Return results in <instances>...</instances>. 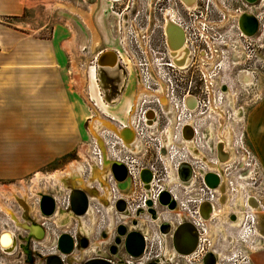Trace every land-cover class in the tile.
<instances>
[{
    "label": "crops",
    "instance_id": "obj_1",
    "mask_svg": "<svg viewBox=\"0 0 264 264\" xmlns=\"http://www.w3.org/2000/svg\"><path fill=\"white\" fill-rule=\"evenodd\" d=\"M55 1L58 0H0V181L23 180L34 174L50 180L56 173L63 174L64 165L70 166L75 162H70L69 159L76 151L79 157L77 162L82 167L83 180H89L91 174H83L84 159L88 154L89 145L103 127L100 121L107 122L106 117L117 123L129 121L136 101L143 91L135 69L129 65L128 79L131 78V89L122 119L118 118V114L107 111L106 107L117 98L119 103L126 93L127 84L125 90L121 89L120 93L112 96L111 91L96 77V96L93 98L89 90V78L91 69L93 73L99 74L95 64L96 56L100 54L101 57L106 53L107 60L112 55L119 63L123 53L116 18L110 9L111 3L108 0H95L90 7L95 4L98 9L86 12L91 16L99 38V45L94 52L93 34L85 20L76 13L54 8L52 5ZM47 5L53 8L55 14L58 10L67 14L59 13L60 18H54L48 36L44 34L47 28L44 23L38 25L37 34H32L27 28L30 26L35 29L36 26L31 23L29 14L40 8L48 10ZM72 54L78 57L76 62H73ZM88 55L93 56L94 61L85 71ZM119 76L118 73L111 77L118 80ZM112 107L109 108L113 109ZM245 133L247 144L256 156L259 174L264 180V90L261 98L246 114ZM79 148H82L81 151ZM45 183L51 184L54 191L51 194L57 197L79 189L70 186L60 190V187L54 186L53 181ZM97 184L101 193L103 187L99 182L93 186L96 187ZM33 197L36 199L37 196ZM35 202L36 200L31 205L28 204L30 221L36 220L43 228L48 224L61 226L64 233L73 229L74 233L77 232L78 222L72 217L60 226L56 223L57 215L42 219L34 207ZM17 208L14 212L18 221L3 216V226L9 227L8 221H12L17 230L10 228L11 233L27 235V231L21 229L20 225L31 223H27L23 217L22 206L19 204ZM235 209L236 206L232 213H226L231 228H237L231 224L237 219L235 217L231 220L232 214H238ZM65 210L60 207L57 213ZM216 218L219 217H214L213 220ZM84 221L90 224L88 216ZM262 222L264 226V218ZM94 227L92 226L90 240L95 236ZM219 228L226 237L222 225ZM142 233L145 234L143 231ZM100 236L101 233L97 234L93 241L98 240ZM232 239L229 237L227 240L229 245L233 244ZM258 239L261 241V249L253 250L251 264H264V240ZM54 240L51 234H48L43 244L50 247Z\"/></svg>",
    "mask_w": 264,
    "mask_h": 264
},
{
    "label": "built area",
    "instance_id": "obj_2",
    "mask_svg": "<svg viewBox=\"0 0 264 264\" xmlns=\"http://www.w3.org/2000/svg\"><path fill=\"white\" fill-rule=\"evenodd\" d=\"M257 17L262 21L264 13L260 12ZM210 28L211 26L207 23L205 31L207 60H212L216 55L215 42L217 41L212 39ZM236 32L242 35L238 26ZM155 55L156 53L151 47H141L135 53L134 58H131V64L136 71L143 91L135 105L134 112L132 111L131 113L129 121L117 123L113 119L106 117V121L116 125L119 131L131 130L134 140L127 143V134L120 137L105 126L101 127L97 135L103 142L107 159L111 162L123 164L128 170L131 187L134 186L132 195L121 194L122 190L118 188V182L109 171L108 185L113 194L109 204L114 206L112 211L114 225L117 227L120 225L128 226L125 219L122 218V214L115 209L119 200H124L126 210L134 214L139 210H148L147 204L152 202V208L157 212L158 216L161 217L158 211L161 208L177 217V221L165 220L163 221L164 223H170L173 227H177L183 222H187L192 224L198 232L199 242L195 251L187 257H179L183 258L187 264H196L201 263L206 255L211 253L217 257V264H222L223 255L210 241V236L207 235V220L204 219L200 211L203 204H209L212 210L218 211L217 208L221 206L222 196L218 190L219 188L211 189L206 185L204 177L208 173L216 174L220 178V184H222L224 179L218 170L212 168L213 165L220 162L224 178L226 179L225 187L228 178H231L233 173L228 172V169L224 168V166L231 164L237 152L240 156L238 165H241V168L238 167L241 173L238 171L235 175L240 180H244L240 177L250 174L251 176L246 180L251 178L255 180V176L259 174L256 156L244 139L246 137L245 109L242 105L236 103V95L231 92L234 101L233 103L230 102L229 95L221 91L224 83L216 80L208 69L204 82H201L203 86L199 88L194 82L187 85L181 81L183 71L180 68L169 62L168 67L173 70L171 72H173L174 76L166 74L168 72L164 70L166 67L159 59L155 58ZM237 113L241 114V118H238ZM240 125L244 127V133L239 137L238 132L235 140H233V131ZM186 128L191 130L192 135L190 138L185 137L184 131ZM229 136L232 137L231 140H228ZM228 143H231L234 147L231 148ZM223 144L228 147V151L223 149ZM231 154L232 160L230 161ZM87 157L94 161L96 167L102 168L104 166L103 152L96 136L89 145L88 154L84 159L83 174L85 176L92 173V167ZM226 163L227 165H223ZM183 164H187L191 168V178L188 185H185L179 177V169ZM144 171L151 174V180L148 184H145L142 179ZM97 186L94 189L99 192L101 188ZM146 186L148 189H146ZM239 188L243 190L241 186ZM164 192L169 193L171 198L177 203V207L183 217L174 212L172 213V211L159 204V198ZM70 194L71 191L66 194V198L64 197L62 208L66 210L69 207ZM49 195L54 198L57 209L60 208V199L54 194ZM35 200L34 207L38 215H40L38 211L39 197L37 196ZM251 200L258 202L264 212V207L255 197L249 196L243 201L244 214L242 223L238 228L243 226L245 228L244 233L249 236L245 239L242 236L234 238V245L241 242L239 239L241 238L242 242L248 245L249 250L253 251L252 248L255 241L258 238L264 240V235L262 236L257 232L256 226L258 224L250 206ZM89 205L93 208L96 218L97 216H105L109 223V215L103 205L97 200H92V197L89 198ZM232 216L237 217V214H232ZM213 218V216H210L209 223L213 221ZM140 219H147L155 223L148 214L142 215ZM107 226L108 224H106L105 228ZM105 228L103 227L101 234L106 230ZM68 233L75 235L72 232ZM144 236L146 247L143 254L138 258H134L126 252H122L123 264H149L161 257L162 251L155 256L148 252L149 239L146 234ZM168 236L172 244V235ZM161 239L160 236L162 247ZM48 248H51V251L48 254L41 252L43 256L57 253L54 243ZM14 255L15 253H6L0 247V258ZM249 262L250 260L246 264ZM115 264H120L119 260H116ZM234 264L237 263L235 262Z\"/></svg>",
    "mask_w": 264,
    "mask_h": 264
},
{
    "label": "flooded vegetation",
    "instance_id": "obj_3",
    "mask_svg": "<svg viewBox=\"0 0 264 264\" xmlns=\"http://www.w3.org/2000/svg\"><path fill=\"white\" fill-rule=\"evenodd\" d=\"M130 1L131 0H120L115 3L112 2L110 7L112 15H114V17L116 18V25L119 30L120 41L122 44L123 53L120 56L118 68L115 70H111V68L115 67L116 65L114 66L106 65V67H108L106 68L105 60H104L105 57L100 59V56L98 57V55L100 54L97 55L96 57L97 60L95 61V64L98 67V71L100 73V80L103 83V86L111 91L112 96L120 93L121 89L125 90L127 84L126 93L121 97L119 103H118L119 98H117L113 101V103H110L109 106L117 107L119 105L125 104V102L127 101L126 99L127 91L131 89V86L129 88V83H131V78L128 79L129 77L128 67L129 65L133 66L131 64V58L132 57L134 58L135 53L138 52V50L141 47L142 48L147 47L145 44L147 40L150 41L151 44H153L151 45V48L156 53L155 58L159 59L161 63L164 65V67H166L164 68L165 71H168L166 72V74L170 76L171 75L174 76L173 72H171L173 70H171L168 67L169 62H171L172 64H174L176 67L180 68V70L183 71V77L181 81L187 85L191 82H194L196 83V85L199 86V88L203 86L201 82H204L203 80L205 78L207 69L209 72H211L214 75L215 79L219 80V82L221 83L223 79L226 77L222 73L223 72L222 68L224 67V65L226 67V71H229L230 76L231 75L234 76L235 80L237 79V82L241 83L245 88L251 87L253 84L255 87L256 83L259 80L258 75L260 73L264 75V19L261 21L259 17H257L258 14H260V12L264 13V0H256V2H254L251 6H248L247 2L245 3L244 0H240L241 6L238 9L234 10L233 12L249 10L252 16L257 21V30L255 34L252 36L244 35L241 30L240 32L242 35H240L235 31L236 39H234V37L231 38V42H232L231 45L228 43L225 44L223 43L224 40L223 37L225 36L224 25L229 22L228 19L224 15V12L221 11L218 6L215 8L217 12L214 13L208 12L207 0H187L186 4L182 0H149L148 8L152 9V11L151 12L146 11L145 13L143 12L141 13L136 10L137 0L136 2L135 0H132L131 3L132 7L129 6ZM115 4L119 6L117 8V12L113 11V9L117 7V6L114 7ZM152 4L154 5L153 7H151ZM234 17L236 18L235 23L237 28L238 17L237 16ZM207 23H209V25L211 26L210 30L214 32L211 33L212 39L217 41L215 42L216 55L212 58V60H207L206 57L207 41L205 38L206 37L205 31H206ZM231 28L233 29L234 27L231 26ZM102 55H104V53ZM97 61L98 62L100 61V63L104 66L103 67L98 66ZM115 72H117V74L119 73L120 75L117 78L118 80L111 77L117 75L115 74ZM240 78L242 80H240ZM248 83L250 84V86L247 85ZM221 91L232 98V95L230 93V88L226 83L222 84ZM128 99H129V94H128ZM127 104L128 101L126 103V106ZM107 125L111 126V124H107ZM220 164L221 163L219 162V164L213 165L212 168L216 167L221 172ZM80 180L81 183L74 182L71 187H77L85 191H90L93 189L90 186L89 182H88L89 185L84 184L86 182H84L82 177H80ZM100 180L101 183L105 182L104 178L102 179L100 178ZM102 185L104 184L102 183ZM103 190L104 193H99L98 197H92V198L98 200L104 207H107L110 217H112L111 207L108 205V203L112 199L111 191L108 186H104ZM133 191H134V186L131 187L130 194L126 195L125 193L124 195L130 196L133 193ZM66 212L68 211H64L63 213L66 214ZM22 213L24 214V209L22 210ZM129 213L130 216L131 215L134 217L136 216L131 212ZM87 216L89 217L91 225H94L95 213L93 209L90 207V205ZM90 216L93 218L92 221L90 219ZM27 218L29 219V217ZM77 218L78 217H76V220ZM79 218L81 220L84 219V217H79ZM234 219L235 216H232L231 220ZM134 220H136L134 222L136 226L138 223L136 217ZM63 222L64 221H61V223ZM91 225H89L90 226L89 233L91 231V227H92ZM131 228L134 227H127L128 230ZM112 229L109 233V237L112 232ZM138 230L142 232L140 229ZM115 232L116 231L112 233L110 239L108 237L109 239V240L107 239L108 242L104 243L102 247L104 252L101 250V248H99V250L97 248L95 249V251L98 250L99 255L107 254L115 258V260H117V258L122 257V251L119 249L117 255L115 256L110 255V251H109L110 248L114 245V240L116 238ZM104 234L105 231L98 238V240L100 239L102 243L107 241V240L104 241L102 239ZM22 236L25 237L26 234L25 235L17 234L18 245L16 246V249L14 248L15 254L18 253L19 251L22 253V249L20 248L21 242L19 240V238L21 239ZM104 236L106 237V235ZM83 238L89 239V235L87 237L83 236ZM166 238H167L166 239L167 241L166 246H167L168 237L166 236ZM100 241H96V242H100ZM89 244L91 245V241H89ZM88 248L87 250L83 249L84 254H86L88 250H94ZM162 250H163V245H162ZM86 259L89 260L88 258ZM87 260L85 261L83 260L81 264L85 263ZM21 264H30V263H27L25 260V262ZM33 264H35V260ZM65 264H68L67 258Z\"/></svg>",
    "mask_w": 264,
    "mask_h": 264
},
{
    "label": "rangeland",
    "instance_id": "obj_4",
    "mask_svg": "<svg viewBox=\"0 0 264 264\" xmlns=\"http://www.w3.org/2000/svg\"><path fill=\"white\" fill-rule=\"evenodd\" d=\"M99 1H101V0H98L97 2H99ZM108 1H110V0H108ZM148 1L149 0H137V9L136 10L141 12V13L142 12L145 13L146 11L147 12H151L152 9L148 8ZM135 2H136V0H135ZM207 2H208L207 3L208 12H211V13L217 12V10L215 9L218 6L217 4H220L222 7H224L228 11H234V10L238 9L241 6L240 0H207ZM92 3H95V0H58L57 2L56 1L53 2L52 6L54 8L57 7L58 9L67 10L69 12H71V11L66 9V8H64V7H62V6H64V5L71 6L72 8H74V10L77 11L76 14L80 15L85 20V22L88 25V21L86 20V18L89 19L91 16L86 14V12H91V10L94 11V10L98 9V6H96L95 4L92 5V7H90V4H92ZM110 3H112V2H110ZM131 3H132V0L130 1V4H129L130 7H132ZM55 4H59V5L61 4L62 6H57V5L55 6ZM250 4L252 5L253 3H250ZM251 5H248V6H251ZM115 6H117V7H115ZM153 6L154 5L152 4L151 7H153ZM114 7L115 8L113 9V11L117 12V8L119 6L115 4ZM47 9L48 10H46L44 8L36 9V10H33L31 14H29V19H31V23L36 26L35 29L33 27L29 26L27 28V30L29 32H31L32 34H37L36 31H38V29H37L38 25L40 23H42V24L44 23V24L47 25V28L44 31L45 32L44 34L48 36L50 29H52V27H53L52 24L54 22V18L55 17L60 18V14L59 13L64 14V15L67 14V12H64V11H61V10H58L56 12V14H55L53 8L52 7L50 8L48 5H47ZM244 11H249V10H244ZM71 13H73V12H71ZM227 19H228L229 22L224 25V27H225L224 28L225 36L223 37V39H224L223 43L224 44L228 43V44L231 45V43H232L231 42V38L234 37V39H236V35H235V31H236V23H235V21H236V18L234 16H229V17H227ZM91 23L92 24L90 26L88 25V27L89 28L92 27L90 29L91 31H92V29H94L95 32H97V30H96V28L94 26V23L92 22V19H91ZM231 26L234 27V28L232 29ZM211 33H214V32L211 31ZM145 44H146L147 48L151 47V45H153L148 40L146 41ZM93 59H94L93 56L88 55V59H86V62H85V64H86L85 71H87L88 66L92 65L91 62L94 61ZM222 69H223V72H222L223 75L226 76L223 79L222 82L226 83L229 86L230 92L236 95V103L238 105H242L244 107V109H245V113L247 114L249 109H251V107L262 96V92L264 90V75L261 74V73L258 75L259 80L256 83L255 87H254V84H253L251 87L245 88V87H243V85L241 83L237 82V79L235 80L234 76H232V75L230 76L229 71H226L225 65H224V67ZM92 74H93V70L91 69L90 78H89L90 79V81H89L90 82L89 83V90L92 93V96L95 97V92H96L95 83H94L95 81L92 80ZM115 74H117V72H115ZM82 84H84V81H83ZM130 86H131V83H129V88H130ZM129 93H130V90L127 91V95H126L127 96V98H126L127 101H128V94ZM138 100H139V98L137 99L136 103L138 102ZM127 101L125 102V104L119 106L118 108L110 109L109 112L112 111V113L114 112V113L118 114L117 115L118 118L122 119L124 117V109H125ZM134 108H135V106H134ZM134 108H133V112H134ZM106 109H107V111L109 110L108 107H106ZM105 127L108 128L109 130L115 132L112 129L111 126L106 125ZM238 132H239V137H240V135L242 133H244V127H242V125H240L236 129H234V131H233V133H234L233 140H235L236 136L238 135ZM231 139H232V137L229 136L228 140H231ZM237 139H238V137H237ZM244 139H245V142L247 143L246 137H244ZM228 144H229V146L231 148L234 147V146H232L231 143H228ZM81 149L82 148H79L78 150L81 151ZM77 154H78V151L73 153L72 154V158L69 159V161L70 162H74V161L79 160V157H78ZM239 159H240V156H239V154L237 152L235 154V158L232 160L231 164L227 165L226 167L224 166V168L228 169V172H232L233 175H234V176L232 175L231 178H228V181H227L226 186H225V196L221 199L222 202H224V204L226 205V207H225L226 211H225V214H224L225 218L224 219L223 218L222 219L221 218H216L210 224L211 234H210V238L209 239L212 242V244L216 247V249L223 255V258H222L223 261H221L222 264H234L235 262L237 264H246V262H248L251 259V255H252V252H253V251L249 250V247H248V245L246 243L242 242L241 238H239L241 242H239L237 244L235 243V245H234V243L229 245L228 241H227L229 239V237H231V238H236L237 237L238 238L239 236H242L245 239L247 236H249L248 234L244 233V229L245 228H243V226L240 227V228H238V227L237 228H231L228 225V219L226 218L228 213H232V211H233L232 209L235 206L237 207L238 210L240 208V206L237 204V200H238V191H237V189L239 188V186H241L242 189H243V190L240 189L241 191L239 192V196L241 195V192H242V196H241L242 201L246 200V198L249 197V196L255 197L260 202V204L264 207V180L261 178L260 174L255 176V180H253L252 178L248 179V180H240L237 177V175H235L238 171L241 173V171H240L241 165H238ZM68 165L67 164L64 165L62 167V169L64 170L66 167H69ZM72 165L75 166V167L73 166L74 168L70 167L71 171L73 170L72 171L73 174L77 175V177H81L80 170L78 169V164L76 162H74V163H72ZM108 166H109V164H106L105 168H108ZM34 178H36V180ZM46 181L49 182L51 180H48V178L44 179L39 174L38 175L34 174V175H31L30 177H27V178H25L23 180H18V181H0V188H2V187L7 188V190L0 189V230L8 229V228H9V230H10V228L14 229V230H17V227H15L12 224L13 223L12 221H8L9 227L3 226V224H4V217L3 216H9L10 219H12V216H13L14 217V221L17 222L18 219L16 218V215H15L16 213L14 212V209H18L17 206L19 204L24 209V218H25V220H27V223L29 222L30 217H29V219L27 218L28 214L30 212L28 204L31 205V203H33V201L35 200V198L33 197L34 193L35 192H36L35 194L45 193V192H47L45 194H48V193L51 194L52 192L54 193L53 189L50 186L51 184L50 185H48V184L45 185ZM61 182H62V180H61ZM65 182H67V181H65ZM84 184L89 185V183H84ZM63 185L65 186V184H63ZM54 186H58L57 183H54ZM8 187L12 188L13 191L8 190ZM58 187H60V186H58ZM61 188L62 187H60V190H61ZM67 188H70V187L68 186ZM67 193L68 192H65L63 195L58 197L60 199L59 200V203L61 204L60 207H63L62 205L64 204V202H63L64 201V197L65 198L67 197V195H66ZM239 201L242 202L240 198H239ZM252 208H253L252 211L254 212L255 205H252ZM217 210L219 212V210L221 211V208L218 207ZM158 211H159V214L161 215L162 221H165V220L166 221H169V220L177 221V217L174 216L173 214L168 213L165 209L159 208ZM177 213H179V211ZM260 214H262L260 219L258 218V216H257V218H258L259 223H262L263 215H264L263 211L260 212ZM63 215H64V213H62L58 218H56V223L58 224V226H60V223H59L58 220ZM95 219H96V221H94V225H91V222H90V224H87L84 221V219L82 221H83L84 225L87 226L88 228L90 227L89 225L95 226L94 227V235L96 236L97 234H99L103 230V227L105 228L106 224H108V221H107L105 216H97V218L95 216ZM139 220H141V219H139ZM31 221H34V220H31ZM128 221H133V220H129L128 219ZM128 221H127V223L130 224V222H128ZM64 223H66V222L61 223V225L64 224ZM112 224H114V216L113 215H112ZM132 225L133 224H131L130 227H134V225L133 226ZM141 225H142L141 229H144V233L146 235H148V239H149L148 240V248H149L148 252L151 253L153 256L160 254L161 251H162V247H161V244H160L161 243L160 242L161 234L159 233L158 226L156 225V223H153V222H151L150 220H147V219L146 220L143 219ZM221 225H222L223 229L225 230V236L226 237H224L223 233H221V229L219 228V226H221ZM23 226L25 227L27 225L23 224ZM44 227H45V229L47 231V237H48V234H51V236L53 237V240L55 239V237L58 234L63 232V229L60 228L61 226L60 227H55V226H53L51 224H48V225H45ZM115 227L116 226L113 225V229ZM21 229H23V228H21ZM113 229H112V231L114 232ZM131 229H133V228H131ZM24 230L27 231V229H24ZM68 232H70V231H68ZM71 232L74 233V229L71 230ZM113 232H111L110 237L112 236ZM77 234H78V230L75 233V235L77 236ZM91 234H92V227H91V231L89 233V237L91 236ZM95 236H94V238H95ZM23 237L24 236L21 237V239H22L21 249H22L23 252L21 253L19 251L14 256H5V257L3 256L2 258H0V264H21V263H24L25 260H26L27 263H32L33 262L32 260L35 257L33 256V254H29L27 256L26 255L27 251L29 253L30 251L33 250L35 252H33V251L32 252L33 253H37V254H39L38 252H40V253L43 252L44 254H48L51 251V248H48V246L43 244L42 241H41L40 244H36V243L32 244L31 247L29 248V242L30 241L29 242L27 241L28 233H27V236L25 238H23ZM110 237H109V239H110ZM94 238H92L90 240L91 241V245H89V246H92L96 241H100V239L93 241ZM108 240L106 242H103L102 245L99 247V248H101L102 251H103L102 247H103L104 243H107ZM54 242H55V240H54ZM52 245H49V246H52ZM162 245H163V242H162ZM167 247H168V253L169 254L171 252H173L172 251L173 248H172V244H171V240H170L169 236H168ZM99 248H98V250H99ZM23 249H26V251H24ZM36 251H38V252H36ZM75 252H76L75 255H77L76 256V260L77 259H79V260L73 262L74 264H81L82 260H87L86 258H88V259L89 258H94L95 256L99 255L98 253H95L93 250H88L87 253L84 254V257L81 256L80 249L75 251ZM92 254H93V256H92ZM22 255H24V256L26 255V256L22 257ZM177 256L178 255H175L176 259H174L173 262L175 261L176 264H187L184 261L183 258H181L179 256L177 257ZM67 261L69 262L68 264H71V262L69 260H67ZM35 264H41V260L40 259H35ZM248 264H251V260H250V262Z\"/></svg>",
    "mask_w": 264,
    "mask_h": 264
},
{
    "label": "water",
    "instance_id": "obj_5",
    "mask_svg": "<svg viewBox=\"0 0 264 264\" xmlns=\"http://www.w3.org/2000/svg\"><path fill=\"white\" fill-rule=\"evenodd\" d=\"M250 3L256 2V0H247ZM247 21V30H248V36H252L255 34L257 30V21L253 16L248 17ZM244 22L240 21V29L244 27ZM244 32V31H243ZM106 54L102 55L100 59L104 58ZM98 66L103 67L98 62ZM225 90V89H224ZM111 124L112 129L115 131V133L123 137L125 134L128 135V138L126 139V142L129 143L133 138V132L131 130H127L125 132L119 131L117 126L110 122H104V125ZM185 137L190 138L192 133L189 128H186L185 131ZM97 142L102 149L103 157H104V166L106 164H109L108 169L113 175L114 179L118 182V188L126 193V195L131 193V179L128 176V170L127 168L119 163V162H111L106 157L105 148L103 145L102 140L96 136ZM179 177L180 180L185 184L188 185L190 178H191V168L187 164L181 165L179 169ZM142 179L145 184H148L151 180V174L147 171H144L142 173ZM206 185L211 189H217L220 188L221 192L225 194V187L220 184V178L213 173H208L204 177ZM146 189L148 187L146 186ZM99 192L95 189H92L90 191H85L82 189H74L71 190L70 199H69V207L67 210L71 211L74 215V217H84L88 213L89 209V198L90 197H98ZM222 202V200H221ZM159 204L162 207H166L169 211H172L174 213L178 212L179 209L177 207V203L171 198L170 194L167 192H164L160 198H159ZM255 205V200H251L250 205ZM148 210H139L135 215L138 218H141L142 215L148 214L151 216V219L156 223L157 222V212L152 208V202H148ZM115 209L118 213L124 214V215H130L129 212L126 210V204L124 200H119L116 203ZM38 211L40 216L43 219H50L52 218L56 212H57V205L54 200V198L50 195L42 196L38 200ZM201 214L204 217L205 220H209L211 213L213 212L211 205L209 204H203L200 208ZM205 211L206 214L204 213ZM131 217V216H129ZM132 219V218H130ZM31 223V222H30ZM158 226V224H157ZM42 227V226H41ZM159 231L162 235L168 236L172 235V246L174 251L177 253L178 256L184 257L191 255L195 249L197 248L199 237L198 232L196 228L187 222L182 223L181 225L177 227H173L170 223H162L160 226H158ZM43 229V237L42 242L46 240L47 231L45 228ZM116 238L114 240V245L110 248V255H117L118 250L120 249L122 252H126L129 256L138 258L140 257L146 247L145 243V236L142 232H140L137 229L128 230L127 226L120 225L116 228ZM12 233L10 231H1L0 230V247L6 251L7 248L2 247V240L5 236ZM17 235H12L13 240V246L16 249L17 245ZM20 242L22 243V239H20ZM38 243L40 244V241L35 240L32 242H29V248L32 244ZM12 245V244H11ZM10 245V246H11ZM54 245L56 246L57 253L53 255L43 256L41 253H33L35 251H30L29 254H33L35 258H33V262L36 258H39L41 260V264H65L66 258L70 255H72L75 251L79 249H87L89 247V240L80 236L72 235L71 233L65 232L58 236L57 242H54ZM9 246V247H10ZM11 248V247H10ZM21 248V245H20ZM15 251V250H14ZM13 251V252H14ZM119 260L120 264H123L122 257L117 258ZM115 258L109 255H97L94 258H91L87 260L83 264H115ZM217 257L211 253L207 254L206 257L203 259L201 264H217ZM149 264H176V262H171L170 260H166L163 257H160L159 259H156Z\"/></svg>",
    "mask_w": 264,
    "mask_h": 264
},
{
    "label": "bare ground",
    "instance_id": "obj_6",
    "mask_svg": "<svg viewBox=\"0 0 264 264\" xmlns=\"http://www.w3.org/2000/svg\"><path fill=\"white\" fill-rule=\"evenodd\" d=\"M117 1H120V0H111V2H117ZM185 4H186V2H187V0H182ZM245 1V3L247 2V4L248 5H251L250 4V2L248 3V1L247 0H244ZM253 3V2H252ZM62 6L61 4L59 5V4H55V6ZM218 5V7H219V9L221 10V11H223L224 12V14H225V16H226V18L227 17H229V16H237L238 17V26H239V28L241 27L240 26V21H241V19H242V21L244 22V24H246V25H244V27H242V29H240L242 32H243V34L244 35H246V36H248V30H247V21H248V19H250V18H248V17H250V16H252V14H251V12H249V11H240V12H233V11H228V10H226L224 7H222L220 4H217ZM62 7H64V8H66V9H68V10H70L71 12H73V13H77V11L76 10H74V8H72L71 6H69V5H64V6H62ZM86 18V17H85ZM86 20L88 21V25L90 26L92 23H91V19L89 18V19H87L86 18ZM92 28V27H91ZM90 28V29H91ZM92 34H93V44H92V50L95 52L96 51V48H97V45L99 44V38H98V36H97V33L95 32V30L94 29H92ZM69 43V42H68ZM66 45V44H65ZM73 48V47H72ZM69 49V48H68ZM111 54V53H110ZM73 56H72V60H73V62H76V60L78 59V57H76L74 54H72ZM98 57H99V55H98ZM108 58L107 57H105L104 58V60H105V66L106 65H112V66H114V65H116L115 67H113V68H111V70H115V69H117L118 68V65H119V63L115 60V57L114 56H112V55H110V58H109V60H107ZM97 60V59H96ZM98 62V61H97ZM100 74V73H99ZM99 74H97L96 72L95 73H93L92 74V80H94V79H97L96 77H99L100 78V75ZM248 75H250V74H248ZM240 80H242L241 78H240ZM96 81V80H95ZM101 81V80H100ZM248 86H250V84L248 83L247 84ZM92 94V93H91ZM95 96H96V92H95ZM94 98V97H93ZM229 100H230V102L231 103H233V99L231 98V97H229ZM89 102V101H88ZM108 107V111H110V108H111V106H107ZM110 107V108H109ZM113 109H114V107H112ZM237 116H238V118H241V114H239V113H237ZM101 122V124L102 123H104V122H102V120L100 121ZM94 125H96L95 123H94ZM98 126V125H97ZM102 126H104L103 124H102ZM110 126V125H109ZM95 127V126H94ZM97 129V128H96ZM97 136V135H96ZM134 140V136H133V138H132V140H131V142ZM223 149L224 150H226V151H228V147L225 145V144H223ZM102 150V149H101ZM87 160L90 162V164H91V167H92V173H91V178L89 179V180H84V182H86V183H90V186L94 189V183H96V182H99L100 183V185H102V183L104 184V185H102V187H104V186H108L109 187V185H108V175H109V169L108 168H105V166H103L102 168L101 167H96L95 166V163H94V161L92 160V159H90L89 157H87ZM92 160V161H91ZM232 160V154H231V156H230V161ZM229 161V162H230ZM77 164H78V169L80 170V174H81V171H82V167H81V164L79 163V162H77V161H75ZM217 164H219V163H217ZM72 165V164H71ZM69 166V167H66L65 168V171L63 172V174L62 175H60V173L58 174V173H56L55 175H53V177H51V181H53L54 183H57V185L58 186H60V187H62L63 189H68L67 187L69 186H71L74 182H78V183H81V180H80V177H77V175H74L73 174V170L71 171V169H70V167L71 168H74L75 166L74 165H72V166ZM216 165V164H215ZM223 165H227V163L226 164H223ZM74 166V167H73ZM221 166H222V164H220V169H221ZM215 169L216 170H218L216 167H215ZM219 171V170H218ZM84 172V171H83ZM221 172H222V174H221ZM221 172L219 171V173H220V175H222L221 177L224 179L223 180V183L221 184L222 186H224L225 185V181H226V179L224 178L225 176L223 175V171H222V169H221ZM251 175L250 174H246L245 176H241L240 178L241 179H244V180H246L247 178H249ZM36 177V176H35ZM81 177H82V175H81ZM93 177V178H92ZM37 178V177H36ZM36 178H34L35 180H36ZM65 178V179H64ZM100 178L102 179V178H104V181L105 182H100L101 180H100ZM82 179H83V177H82ZM96 179H98V180H96ZM61 180H62V182H61ZM65 181H67V182H65ZM63 184H65V186L63 185ZM0 189H4V190H7V188H5V187H2V188H0ZM110 189V188H109ZM8 190H10V191H13V189L12 188H10V187H8ZM219 190V192H220V194H221V196H222V198L225 196V194L223 193V192H221V190H220V188L218 189ZM111 191V190H110ZM237 191H238V200H237V204L241 207V209H235L236 211L235 212H238V214H237V219H236V221H234L233 223H231L232 224V226L233 227H239L240 226V224L242 223V219H243V214H244V203H243V201H242V198H241V196H242V192H241V195L239 196V192L241 191L240 190V188H238L237 189ZM34 192V191H33ZM13 193V192H12ZM36 193V192H35ZM34 193V195H36V196H38L39 197V199L41 198L40 196L41 195H49V194H45V193H38V194H35ZM101 193H104V190L101 192ZM121 194H125V192L124 191H122V193ZM111 195L113 196V194H112V191H111ZM132 195V194H131ZM51 196V195H50ZM112 196H111V198H112ZM239 198L241 199V201L242 202H240L239 201ZM92 200H96V199H93L92 198ZM98 201V200H97ZM99 202V201H98ZM27 203V202H26ZM100 203V202H99ZM243 203V204H242ZM101 204V203H100ZM102 205V204H101ZM108 205L111 207V211H113V209H114V206L113 205H110L109 203H108ZM253 205V204H252ZM252 205H250L251 207H252ZM29 207V206H28ZM91 207V206H90ZM104 207V206H103ZM226 205L224 204V202H221V211H214V209H213V212L211 213V216H213V217H219V218H225V216H224V214H225V211H226ZM92 208V207H91ZM106 208V210H107V212H108V208L107 207H105ZM93 209V208H92ZM252 210H253V208H251ZM58 210H60V208H58L57 209V212H58ZM65 211H68V212H66V214H64L62 217H61V219H59L58 221H59V223H61V221H64V222H66V221H68L69 220V218L70 217H72L75 221H77L78 220V223H79V225H78V236H80V237H87L88 235H89V228L87 227V226H85L84 225V223H83V221L80 219V218H77V220H76V217H74V215H72L73 213L70 211L69 212V210H65ZM94 211V210H93ZM56 212V213H57ZM64 212V211H63ZM63 212H60V213H57V214H55V215H57V218L63 213ZM206 212L207 211H205L204 213L206 214ZM253 212V211H252ZM260 212H262V208L260 207V205L258 204V202H256V204H255V210H254V212H253V214H254V216L256 217V223L258 224L257 226H256V229H257V232L259 233V234H261L262 235V227H264L263 225H262V223H259V221H258V218L260 219V217H261V215L262 214H260ZM173 213V212H172ZM130 214V213H129ZM132 214H134V213H132ZM176 214H178L180 217H183L182 216V214H181V212L179 211V213H176ZM263 214H264V212H263ZM108 215H109V223H108V228L105 230V234L104 235H106V237L103 235V237H102V239L105 241V240H107L108 239V237H109V233H110V231H111V229H112V227H113V225L114 224H112V217H110V214H109V212H108ZM111 215H113V213L111 212ZM87 216V215H86ZM86 216H84V218L86 217ZM130 215H124V214H122V218L123 219H125V221H126V219H127V221H128V219L129 220H133V221H131L130 222V224H128L127 223V221H126V223H127V227H130L131 226V224H133L134 225V228L135 229H140L141 231H143L144 232V229H141L142 228V220H139L140 218H138L137 216H135L136 217V219H137V221H138V223H137V225L135 226V221L136 220H134L135 219V217L134 216H132L131 215V217H129ZM257 216H258V218H257ZM23 217H24V214H23ZM157 217H158V219H157V222H156V225L158 224V226H160L162 223H163V221H162V219H161V217L160 216H158L157 215ZM130 218H132V219H130ZM134 218V219H133ZM263 218H264V215H263ZM12 219L14 220V217L12 216ZM62 219H64V220H62ZM90 219H91V221L93 220V218L90 216ZM71 221V220H70ZM95 221H96V219H95ZM141 221V222H140ZM162 221V222H161ZM31 222V224L30 225H27V226H23V225H21L20 227L21 228H23V229H27V233H28V237H27V241L29 242V241H31L32 242V240L34 241L35 240V242L36 241H42V237H43V230H42V228L43 227H41V225L36 221V220H34V221H30L29 220V223ZM125 223V224H126ZM184 223V222H183ZM207 226H208V229H207V235H209L210 236V234H211V229H210V223H209V220H207ZM132 225V226H133ZM28 227V228H27ZM117 228V226L113 229L114 231H115V229ZM133 228V229H134ZM144 228V227H143ZM133 229H130V230H133ZM5 230H7V231H10L9 229H2L1 231H5ZM113 232V231H112ZM12 235H13V233H12ZM12 235L11 234H8L7 236H5L4 238H3V240H2V247L3 248H7L6 249V253H14L13 251L15 250L14 248V246H13V240H12ZM27 236V235H26ZM25 236V237H26ZM25 237H23V238H25ZM47 237V236H46ZM147 237H148V235H147ZM57 238L58 237H56L55 238V242H57ZM161 240H162V242H163V250H162V252H163V254L164 255H166V256H164V258L166 259V260H170L171 262H173V260L174 259H176L175 258V255H177V253L174 251V249L172 250L173 252H171L170 254L168 253V250H167V246H166V243H167V241H166V236H164V235H162L161 234ZM89 241H90V239H88ZM232 242L234 243L235 242V240H234V238L232 239ZM101 243H102V241H100V242H95L91 247H89L88 249H94L93 251L94 252H96V253H98V250H96L95 251V249H97V248H99L100 247V245H101ZM12 244V245H11ZM11 245V246H10ZM17 245H18V243H17ZM16 245V246H17ZM11 248H10V247ZM14 249V250H13ZM253 250H259V249H261V241H259V239H257L256 241H255V244H254V246H253V248H252ZM24 251H26V249H23ZM84 250H87V249H84ZM84 250L83 249H81L80 251H81V256L82 257H84ZM23 252V251H22ZM75 253L76 252H74L72 255H70V256H68L67 258V260H69L70 262H71V264H74L73 262H75V261H78L79 259H77L76 260V256L77 255H75ZM100 253H102V252H100ZM163 254L161 255V257H163ZM26 255H29V253H28V251L26 252ZM25 255V256H26ZM107 255V254H106ZM105 254H104V256H106ZM79 256V255H78ZM80 257V256H79ZM178 257V256H177ZM184 257H187V256H184ZM221 257V256H220ZM81 259V258H80ZM83 259V258H82ZM89 259H91V258H89ZM83 261V260H82ZM85 261V260H84ZM69 263V262H68ZM202 263V262H201ZM200 263V264H201ZM83 264V263H82ZM196 264H199V263H196Z\"/></svg>",
    "mask_w": 264,
    "mask_h": 264
}]
</instances>
